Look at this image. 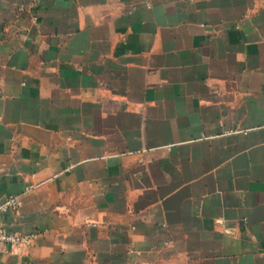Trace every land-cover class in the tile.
<instances>
[{
    "label": "crops",
    "instance_id": "0c3cea01",
    "mask_svg": "<svg viewBox=\"0 0 264 264\" xmlns=\"http://www.w3.org/2000/svg\"><path fill=\"white\" fill-rule=\"evenodd\" d=\"M0 264H264V0H0Z\"/></svg>",
    "mask_w": 264,
    "mask_h": 264
},
{
    "label": "built area",
    "instance_id": "2783aa9c",
    "mask_svg": "<svg viewBox=\"0 0 264 264\" xmlns=\"http://www.w3.org/2000/svg\"><path fill=\"white\" fill-rule=\"evenodd\" d=\"M18 203V196H10L4 203L0 204V248L11 251L17 247H23L31 243L38 232H20L9 228L5 222V212L10 206Z\"/></svg>",
    "mask_w": 264,
    "mask_h": 264
}]
</instances>
